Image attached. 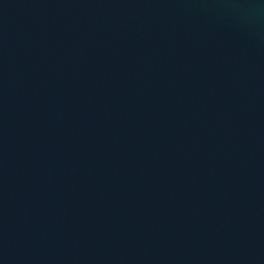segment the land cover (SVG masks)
Returning a JSON list of instances; mask_svg holds the SVG:
<instances>
[{
	"label": "water",
	"instance_id": "95a60500",
	"mask_svg": "<svg viewBox=\"0 0 264 264\" xmlns=\"http://www.w3.org/2000/svg\"><path fill=\"white\" fill-rule=\"evenodd\" d=\"M0 264H264V0H0Z\"/></svg>",
	"mask_w": 264,
	"mask_h": 264
}]
</instances>
